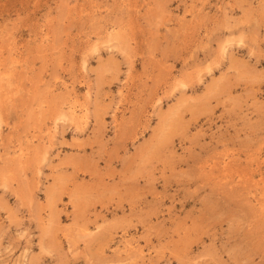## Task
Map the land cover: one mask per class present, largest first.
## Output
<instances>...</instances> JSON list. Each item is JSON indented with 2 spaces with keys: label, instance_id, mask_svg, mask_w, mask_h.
Segmentation results:
<instances>
[{
  "label": "rangeland",
  "instance_id": "1",
  "mask_svg": "<svg viewBox=\"0 0 264 264\" xmlns=\"http://www.w3.org/2000/svg\"><path fill=\"white\" fill-rule=\"evenodd\" d=\"M0 264H264V0H0Z\"/></svg>",
  "mask_w": 264,
  "mask_h": 264
}]
</instances>
